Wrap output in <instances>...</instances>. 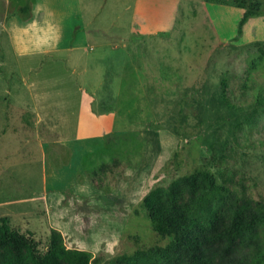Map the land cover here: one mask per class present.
I'll return each mask as SVG.
<instances>
[{
	"label": "rangeland",
	"instance_id": "obj_1",
	"mask_svg": "<svg viewBox=\"0 0 264 264\" xmlns=\"http://www.w3.org/2000/svg\"><path fill=\"white\" fill-rule=\"evenodd\" d=\"M242 13L231 0H0V215L41 253L55 228L92 264H120L170 241L143 202L195 169L264 205V15L239 32ZM27 102L41 108L40 123L17 116L33 138L3 134L6 104Z\"/></svg>",
	"mask_w": 264,
	"mask_h": 264
},
{
	"label": "trees",
	"instance_id": "obj_2",
	"mask_svg": "<svg viewBox=\"0 0 264 264\" xmlns=\"http://www.w3.org/2000/svg\"><path fill=\"white\" fill-rule=\"evenodd\" d=\"M231 1L243 9L239 32L250 18L264 15L260 0ZM143 208L153 229L170 241L121 254L115 258L120 264H264V205L242 200L204 168L151 190ZM0 248V264H92L90 252L67 247L55 228L39 252L8 216H0Z\"/></svg>",
	"mask_w": 264,
	"mask_h": 264
},
{
	"label": "crops",
	"instance_id": "obj_3",
	"mask_svg": "<svg viewBox=\"0 0 264 264\" xmlns=\"http://www.w3.org/2000/svg\"><path fill=\"white\" fill-rule=\"evenodd\" d=\"M38 51L40 52L41 49L33 50V51H27V52L33 53V52H38ZM2 106H4V105L2 104ZM6 108L8 109L7 116H6L7 125H6L5 129L3 130V134H5L9 130H11L13 132H17V133L19 131V132H22V133L24 132V136L27 137L28 139L33 138V133L25 129V127L23 126L24 125L23 121H20L17 118V116H18L19 113H21V112L25 113L27 111V112L32 114V116H31L32 123L33 124H37V123L41 122V108L37 107L36 105L32 104L31 102H27V103H25L23 105V107L17 109L16 113H11L10 112L9 115H8V112H9L10 106H7V104H6ZM11 110H13V108L10 109V111ZM30 135L32 137H30ZM41 144L43 145L42 142H41ZM0 216H2V215H0ZM3 216H5V215H3Z\"/></svg>",
	"mask_w": 264,
	"mask_h": 264
}]
</instances>
